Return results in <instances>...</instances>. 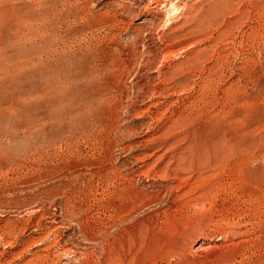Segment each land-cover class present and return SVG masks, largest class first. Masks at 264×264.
<instances>
[{"label": "rangeland", "instance_id": "obj_1", "mask_svg": "<svg viewBox=\"0 0 264 264\" xmlns=\"http://www.w3.org/2000/svg\"><path fill=\"white\" fill-rule=\"evenodd\" d=\"M0 264H264V0H0Z\"/></svg>", "mask_w": 264, "mask_h": 264}]
</instances>
